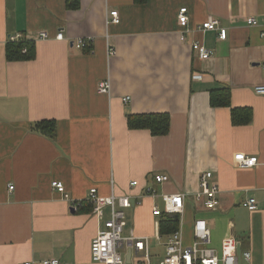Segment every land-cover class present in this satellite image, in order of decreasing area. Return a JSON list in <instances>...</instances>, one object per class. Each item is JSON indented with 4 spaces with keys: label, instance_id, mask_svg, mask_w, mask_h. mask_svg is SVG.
Segmentation results:
<instances>
[{
    "label": "crops",
    "instance_id": "obj_1",
    "mask_svg": "<svg viewBox=\"0 0 264 264\" xmlns=\"http://www.w3.org/2000/svg\"><path fill=\"white\" fill-rule=\"evenodd\" d=\"M67 1L0 0V264H100L91 244L111 212L95 210L92 187L141 201L125 210V235L148 238L152 264H160L173 233H161L168 216L153 215V207L163 209V195L176 193L187 195L183 226L178 218L186 244L203 217L218 251L234 238L251 253L243 264H264V96L255 91L264 83V0ZM183 7L186 26L178 19ZM208 20L227 29V38L202 30ZM43 31L50 37H40ZM16 33L35 42L34 59L7 60ZM80 38L92 42L79 48ZM194 42L214 55L201 59ZM105 80L110 92L100 93ZM224 86L231 107H213L210 90ZM234 108L251 109V121L233 124ZM146 112L170 113V132L129 129L127 115ZM45 120L56 122L54 139L33 129ZM239 153L258 163L239 166ZM208 171L219 188L215 210L195 198ZM156 174L169 180L157 183ZM54 180L64 182L68 197ZM250 197L256 208L243 206ZM132 248H123L126 257Z\"/></svg>",
    "mask_w": 264,
    "mask_h": 264
},
{
    "label": "built area",
    "instance_id": "obj_2",
    "mask_svg": "<svg viewBox=\"0 0 264 264\" xmlns=\"http://www.w3.org/2000/svg\"><path fill=\"white\" fill-rule=\"evenodd\" d=\"M187 8L184 7L180 10L179 22L181 25L186 26L189 20L187 15ZM112 15L117 16V11H112ZM118 18L114 17L113 21L118 22ZM249 23H254L255 19L250 18ZM217 20H208L204 22L203 29H217ZM22 34L16 33L12 35L9 39L12 41H18L21 39ZM62 33L58 34V38H62ZM227 32L225 29L221 30L220 37L226 38ZM41 37L47 38L49 35L45 32L41 33ZM79 47L85 45V41L80 39L77 44ZM193 48L198 52L199 57L202 59H207L213 55V50L207 49L205 46L201 45L199 42L193 44ZM110 55L115 52L113 49L109 50ZM110 81L105 80L99 84L100 93L110 92ZM256 93L264 96V84L257 85L255 87ZM129 97L125 99L128 101ZM235 159L239 162L242 167L253 166L257 163L258 158L256 156H245L243 153L236 155ZM212 177V172L208 171L201 177V186L203 188L202 192L198 194L200 198L202 195L206 196V205L210 209H214L218 204L217 193L218 188L215 185L209 184V179ZM157 180L167 181L168 177L166 175H158ZM56 191L63 193L68 197V193L64 182L59 180H54L52 182ZM137 181L131 182V186H136ZM10 190L14 189V185L10 184ZM155 192V190H152ZM184 194H164L163 201L166 202V206L162 209L159 206H154V214L157 216H162L167 213H183L184 208ZM88 200L92 201L96 205V210L100 212L104 207H110V217L106 220L105 227L98 231L96 236L92 241L91 255L94 261L106 262L107 264H122L120 257V251H117V246L120 243H130L133 242L139 246V257L136 259L138 263L150 262V253L147 243L141 238L133 235L132 238H125L122 234L125 210L131 207L133 199L129 194L117 195L114 191L110 195H102L98 191L97 187H92L88 195ZM256 201L254 199L245 202V206L254 207ZM75 206V204H73ZM133 206V204H132ZM123 208H126L123 211ZM161 208V209H159ZM176 211V212H175ZM207 233H210L207 222L204 219H198L194 225L195 240L191 245L184 243L182 230L176 231L168 237L166 242V253L160 264H238V257L236 253V243L234 240L228 238L224 241L222 252L219 254L216 250H212L205 247L206 244L210 245V240L207 237ZM233 241L227 246L225 243ZM247 260L250 259V253H244ZM57 259H46L43 261L44 264H59ZM23 264H32V262H24Z\"/></svg>",
    "mask_w": 264,
    "mask_h": 264
},
{
    "label": "trees",
    "instance_id": "obj_3",
    "mask_svg": "<svg viewBox=\"0 0 264 264\" xmlns=\"http://www.w3.org/2000/svg\"><path fill=\"white\" fill-rule=\"evenodd\" d=\"M137 3H145L147 0H135ZM68 7H76L79 2L67 1ZM91 48H87V51ZM36 57V46L32 40L12 41L9 39L6 46V58L8 61L32 60ZM210 103L213 107H231V90L229 87H219L210 90ZM241 114H243L241 116ZM252 110L249 108L232 109L233 124L249 123L252 119ZM129 129H148L153 136H163L170 132L171 117L168 112H146L127 115ZM33 129L40 134L54 139L57 134L55 120H45L34 125ZM85 204V203H84ZM90 204V203H89ZM92 206V204H90ZM89 205L79 207L80 211L89 210ZM178 219L168 216L161 220V233L168 234L178 230Z\"/></svg>",
    "mask_w": 264,
    "mask_h": 264
},
{
    "label": "bare ground",
    "instance_id": "obj_4",
    "mask_svg": "<svg viewBox=\"0 0 264 264\" xmlns=\"http://www.w3.org/2000/svg\"><path fill=\"white\" fill-rule=\"evenodd\" d=\"M184 8V7H183ZM187 8V7H186ZM182 9V8H181ZM180 9V10H181ZM187 10H188V8H187ZM113 11H117V16H114V15H112V12H111V21L112 22H115V21H113V19H114V17H117L119 20H118V22H115V23H119L120 22V16H119V12H118V10H113ZM179 14H180V11H179ZM187 15H188V11H187ZM189 17V16H188ZM178 19H179V15H178ZM250 19V18H249ZM255 19V18H254ZM189 21V20H188ZM255 21H256V19H255ZM183 26V25H182ZM222 29H225V28H218V25H217V29H210V30H218L219 31V37H220V33H221V30ZM202 30H204L203 29V27H202ZM226 30V32H227V29H225ZM43 32H45V33H47L48 35H49V37H50V34L48 33V32H46V31H43ZM42 33V32H41ZM41 33H40V37H41ZM59 33H62V32H58L57 33V38H58V34ZM62 38H64V34L62 33ZM227 36H228V32H227ZM227 36H226V38H227ZM49 37H47V38H49ZM43 38V37H42ZM62 38H60V39H62ZM225 38V39H226ZM22 39V38H21ZM43 39H46V38H43ZM80 39H83L84 41H85V45L84 46H82V47H79L77 44H78V41L80 40ZM79 40H77V43H76V45L79 47V48H85V47H87V45L88 44H90L92 41H91V39L90 38H80ZM220 39H224V38H221L220 37ZM195 43V42H194ZM193 43V44H194ZM201 44V43H200ZM201 45H203V44H201ZM204 46V45H203ZM206 47V46H205ZM207 48V47H206ZM110 49H113L114 50V52H115V48H113L112 46H110ZM109 49V50H110ZM207 49H209V48H207ZM195 50V49H194ZM209 50H211V49H209ZM196 51V50H195ZM197 52V51H196ZM116 53V52H115ZM114 53V54H115ZM198 53V52H197ZM214 50H213V55H214ZM212 55V56H213ZM198 56H199V54H198ZM211 56V57H212ZM210 58V57H209ZM202 59V58H201ZM263 69H264V66H263ZM262 84H264V83H262ZM260 85V84H259ZM98 89H99V86H98ZM258 94V93H257ZM263 96V95H262ZM127 98V97H126ZM129 100H130V97H129ZM128 100V101H129ZM249 157V156H248ZM257 157V156H256ZM258 158V157H257ZM257 163H258V161H257ZM256 163V164H257ZM255 164V165H256ZM255 165H253V166H255ZM240 166V165H239ZM253 166H249V167H253ZM242 167V166H241ZM206 173V172H205ZM204 173V174H205ZM158 175H166V174H156V176H155V179H156V181H157V183H164V182H167L168 180H169V176L168 175H166L167 177H168V180L167 181H161V182H159L158 180H157V176ZM203 175V174H202ZM202 177V176H201ZM213 178V173H212V177L209 179V184H211V185H215V186H217L216 184H213V183H211L210 182V180ZM201 184V183H200ZM53 185V184H52ZM54 187V186H53ZM217 188H218V186H217ZM152 190H155V192H153ZM202 190H203V188H202V186H201V190L199 191V192H197V194L195 195V198L197 199V200H203L204 201V204H205V207L208 209V210H215L217 207H218V204H217V206L214 208V209H210V208H208L207 207V205H206V196H204V195H202L200 198L198 197V194L199 193H201L202 192ZM150 191H151V193L153 194V195H155L156 193H157V191H156V189L155 188H150ZM218 192H219V188H218ZM177 194V193H176ZM185 196H184V208H183V213H167V214H163L162 216H164V215H167V216H172V217H175V215L177 216V218L176 219H178V218H180V216L182 215V221H181V223H182V226H183V223H184V220H183V216H184V212H185V200H186V194L185 193H183ZM132 197V196H131ZM132 199H133V206H134V204H139L141 201H138V200H136V199H134L133 197H132ZM217 199H218V193H217ZM251 199H254V198H248L247 200H245L244 202H243V206H245L244 205V203L245 202H248L249 200H251ZM255 200V199H254ZM256 201V200H255ZM93 205H94V207H95V210H96V205H95V203L94 202H92V201H90ZM132 204H131V207H132ZM109 207V206H108ZM131 207H129V208H131ZM245 207H247V208H256L257 207V202H256V204H255V206L254 207H250V206H245ZM126 208H123V211L125 210ZM159 209H161V208H159ZM97 211V210H96ZM125 212V211H124ZM176 212V211H175ZM153 215H155L154 214V209H153ZM155 216H157V215H155ZM198 219H204L206 222H207V225H208V227H209V224H208V221L205 219V218H203V217H197L195 220H194V222H193V241L190 243V244H186L185 243V240H184V232H183V228H179L178 230H176V231H179V230H182V235H183V240H184V243L186 244L185 246H187V245H191L193 242H194V240H195V234H194V225H195V222H196V220H198ZM124 225H123V231H122V234L125 236V238H132L133 237V235L134 236H136V237H138V238H141V239H143L144 241H145V243H147V245H148V248H149V253H150V246H149V241H148V238L147 237H140V236H137L134 232H132L131 233V235L129 236V235H125V228H126V214H125V218H124ZM106 223V222H105ZM105 227V226H104ZM157 228L158 229H160V223L159 224H157ZM103 229V228H102ZM101 230V229H100ZM209 230H210V233H207L206 235H207V237H208V239L210 240V245L209 244H206L205 245V247H208V248H210V249H212V250H216V252L217 253H221L222 252V248H221V250L220 251H218L211 243H212V239H211V229H210V227H209ZM175 231V232H176ZM175 232H173V233H175ZM158 233H159V231H158ZM172 233V234H173ZM171 234V235H172ZM228 239V238H227ZM230 239H232V240H234L235 241V243H236V253H237V257H238V264H243V260H246V261H250V259H251V253L249 252V251H242L241 250V253L240 254H238V249H239V244H238V242H237V240L236 239H234V238H230ZM226 240V239H225ZM224 240V241H225ZM93 241V240H92ZM233 241H230V242H227V243H225L224 244V246H227V245H229L230 243H232ZM224 243V242H223ZM128 243H120L118 246H117V251H120V257H121V260H122V264H148V263H145V262H141V263H138L137 262V258L139 257V250H138V248H139V246L137 245V244H135V243H133V248L131 249V251L129 252L130 254L126 257V254L124 253V252H122V250H123V248L127 245ZM91 246H92V244H91ZM222 247H223V245H222ZM241 248V247H240ZM246 252H249L250 253V259L249 260H247L246 258H245V256H244V253H246ZM91 257H92V255H91ZM52 259H57V258H52ZM149 259H150V262H149V264H152L151 263V253H150V257H149ZM46 260V259H45ZM51 260V259H50ZM58 261H59V264H61L60 263V260L59 259H57ZM93 260V259H92ZM163 260V259H162ZM57 261V262H58ZM26 262H32V261H26ZM93 262H96V263H100V264H107L106 262H100V261H94L93 260ZM161 262V261H160ZM23 264V263H22ZM32 264H33V262H32Z\"/></svg>",
    "mask_w": 264,
    "mask_h": 264
},
{
    "label": "water",
    "instance_id": "obj_5",
    "mask_svg": "<svg viewBox=\"0 0 264 264\" xmlns=\"http://www.w3.org/2000/svg\"><path fill=\"white\" fill-rule=\"evenodd\" d=\"M175 217L177 218V216L175 215ZM241 253V248L239 247V249H238V254H240Z\"/></svg>",
    "mask_w": 264,
    "mask_h": 264
},
{
    "label": "rangeland",
    "instance_id": "obj_6",
    "mask_svg": "<svg viewBox=\"0 0 264 264\" xmlns=\"http://www.w3.org/2000/svg\"><path fill=\"white\" fill-rule=\"evenodd\" d=\"M157 245H155V247H156ZM158 262V261H157ZM157 262L155 263V264H157Z\"/></svg>",
    "mask_w": 264,
    "mask_h": 264
}]
</instances>
